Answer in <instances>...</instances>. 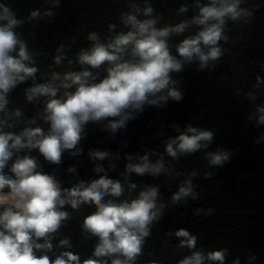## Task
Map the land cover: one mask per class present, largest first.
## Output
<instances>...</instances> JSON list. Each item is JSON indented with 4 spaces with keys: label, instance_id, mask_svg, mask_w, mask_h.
<instances>
[{
    "label": "clouds",
    "instance_id": "9594fccd",
    "mask_svg": "<svg viewBox=\"0 0 264 264\" xmlns=\"http://www.w3.org/2000/svg\"><path fill=\"white\" fill-rule=\"evenodd\" d=\"M116 2L124 5L117 22H108L104 31L81 29V43L73 35L44 64L46 54L31 46L22 29L53 17L62 0H43L48 7L32 8L22 17L7 0H0V264H137L165 207L197 201L195 181L212 177L233 156L230 150L211 147L214 128L172 123L176 135L163 139L160 150L141 148L125 154L117 178L108 172L115 169L120 152L107 149L88 150L92 171L99 175L87 182H72L75 166L65 169L70 187H62L54 174L43 171L38 157L59 165L63 153H82L80 141L88 123L100 124L114 135L148 106L162 108L169 101H181L180 80L174 74L193 64L198 71L215 68L228 45L239 39L230 36L229 26L248 25L259 7L249 0H192L190 5L179 3L169 19L154 9L152 0ZM186 32L190 34L173 43ZM257 63L264 73V60ZM25 83L23 103L35 108L30 117L14 103L20 97L11 96ZM261 89L264 80L259 74L243 93L234 89L242 103L249 102L245 119L254 128L264 126V100L257 103L264 96ZM262 143L264 131L253 138V144ZM195 154L205 162L203 171L174 167ZM105 160L107 170L100 163ZM132 174L174 183L168 203L160 199V184L132 182ZM83 208L91 211L82 216L80 236L83 241L94 237L95 243L82 259V253L71 251L70 237L58 230ZM213 211L197 207L193 213L210 216ZM165 235L175 237L173 248L184 253L175 264H242L239 257L226 259V247L198 246L197 235L184 228ZM255 261V254L245 253L243 264ZM145 264L164 261L150 259Z\"/></svg>",
    "mask_w": 264,
    "mask_h": 264
},
{
    "label": "trees",
    "instance_id": "16d2710c",
    "mask_svg": "<svg viewBox=\"0 0 264 264\" xmlns=\"http://www.w3.org/2000/svg\"><path fill=\"white\" fill-rule=\"evenodd\" d=\"M7 2L18 17L26 15L32 8L48 7L43 4V0ZM182 2L190 5L192 0H178L177 4L171 0H164V3L152 0L154 9L169 19ZM249 3L259 4L252 21L245 26H229L230 36L239 39L235 44L228 45V53L215 68L198 71L193 64L186 66L181 73L174 74V78L180 80L179 87L183 92L181 101H169L162 108L148 106L114 135L103 131L100 124L88 123L80 141L82 153L75 157L63 153L59 165L49 164L38 157L44 172L54 174L61 181L62 187H70V174L65 172L69 166L77 169V177L72 178V182L77 178L86 182L98 178L99 174L93 173V163L87 156L89 149L120 152L121 159L115 161V169L108 172L111 178H117L126 162L123 156L140 152L141 148L160 150L163 139L168 135H176L170 127L172 123L183 128L185 123L192 122L216 130L211 147L218 146L232 151L231 160L217 169L212 177L195 181L200 193L197 201L189 200L185 207H165L160 220L152 226V234L146 239L144 254L137 264H145L150 259L175 264L184 253L173 248L177 243L176 238H169L165 233L180 228L195 233L198 246L226 247L228 261L239 257L243 264L245 253L249 252L255 254V264H264V143L253 144V138L264 131V126L254 128L246 121L245 113L250 104L247 101L242 103V95L237 96L234 92L235 88H239L241 93L247 90L257 74L264 80V73L260 72L257 63L258 60H264V0H249ZM122 7L123 3H117L116 0H62L59 8L54 9L53 17L25 25L22 32L32 47L46 54L47 59L43 63L47 64L61 42L67 43L76 35L78 44L81 43V29L104 31L108 22H117ZM188 34L186 32L180 37H174L173 43ZM76 47L73 45V48ZM26 86L27 83L18 85L11 96L20 97L14 103L22 106L24 115L30 117L35 108L32 104L23 103L22 90ZM260 100H264V96L257 103ZM32 154L35 155L36 150ZM100 163L107 170L108 161ZM204 164L200 155L195 154L181 158L174 167L184 171L195 167L203 171ZM162 179L131 175V181L138 184H160V199L167 204L176 186L174 183H161ZM197 207L212 208L214 211L210 216L202 213L196 215L193 210ZM90 211L89 208H83L58 230L61 236L70 237L73 244L71 251L74 254L82 253V259L90 254L95 243L94 237L83 241L80 236L79 223L82 216Z\"/></svg>",
    "mask_w": 264,
    "mask_h": 264
}]
</instances>
